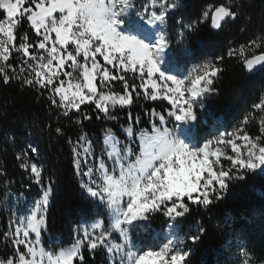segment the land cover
Here are the masks:
<instances>
[{"label": "snow or ice", "instance_id": "obj_1", "mask_svg": "<svg viewBox=\"0 0 264 264\" xmlns=\"http://www.w3.org/2000/svg\"><path fill=\"white\" fill-rule=\"evenodd\" d=\"M178 3L144 0L136 7L133 0H0V10L5 13L0 16V81L5 85L18 81L37 91L58 118L81 126L93 117L117 121L114 111L128 106V126L121 127L128 137H134L133 125L141 123V115H134L131 106L158 98L170 105L166 114L155 109L145 112L150 130L139 128L138 152L117 139L112 128L104 132L106 156L103 150L99 155L93 151V141L86 133L75 140L68 138L82 190L107 209L109 219L78 225L73 241L59 250L47 249L42 239L54 191L52 182L45 181L44 167L37 163L39 149L32 144L20 149L15 159L41 187L42 196L27 215L16 217L10 233L0 234L11 253L0 256V264H87L85 250L89 254L104 251L112 264H188L189 250L175 222L189 214L191 206L207 208L220 201L231 184L264 168V96L252 104L243 120L247 126L258 118L260 135L251 136L238 127L190 150L176 138V128L169 126L173 120L196 119L193 100L214 92V78L221 72L212 62L194 68L195 75L185 78L160 71L157 58L170 47L167 20ZM129 12L160 28L153 45L117 31L123 23L119 18ZM239 15V5H212L198 21L182 25L181 39L176 42L183 39L184 29L192 30L197 23L210 20L213 29H221ZM25 22L35 39L27 32L20 34ZM245 49H251L250 58L244 55ZM257 49L261 50L258 55ZM15 57L21 58L19 66L11 62ZM237 58L249 71L264 66V44L253 39L241 45ZM117 82L122 91L115 90ZM82 106L92 107V111ZM54 131L64 135L59 126ZM228 147L231 155L224 150ZM222 157L229 167L224 166ZM2 195L10 201L9 194ZM153 213L167 218L171 238L158 248L134 251L130 229L136 222L150 220ZM204 231L203 226L198 227V233ZM117 238L119 242H114ZM199 239V234L192 236L193 243Z\"/></svg>", "mask_w": 264, "mask_h": 264}, {"label": "trees", "instance_id": "obj_2", "mask_svg": "<svg viewBox=\"0 0 264 264\" xmlns=\"http://www.w3.org/2000/svg\"><path fill=\"white\" fill-rule=\"evenodd\" d=\"M219 3L239 5L238 18L228 21L221 31L214 30L210 20L197 23L190 40L194 50L206 52V59L221 69L214 78L215 91L202 95L207 104L204 112L210 121L224 116L223 125L228 132L239 127L251 136L260 135L258 118L247 126L243 120L252 110V104L264 96V70L252 75L237 57L241 45H247L253 39L264 44L261 40L264 37V0H179L175 14H181L192 23L199 20L206 8ZM3 15L5 13L0 10V16ZM24 32L35 39L26 22L20 34ZM230 50H236L232 56L228 55ZM260 51L257 49L256 54ZM244 55L250 58L251 49H245ZM11 62L19 66L21 58L15 57ZM115 90L122 91L119 82L115 84ZM82 108L92 111L89 106ZM169 108L165 101L151 100H142L139 105L131 106L134 115H141V123L133 125L134 131L139 133L141 127L150 130L146 111L155 109L166 114ZM128 110V106L118 107L113 113L118 116L117 121L93 117L90 121H83L82 126L74 125L67 118H58L56 111L49 109L46 97L38 95L37 91L22 86L18 81L8 85L0 81V207L5 203L2 194L11 190L29 197L39 195L30 174L22 170L15 159L20 149L29 144L36 146L40 152L37 163L43 165L44 179L46 182L50 179L54 189L43 240L47 245V238L51 236L61 247L69 245L75 237L76 227L82 222L98 219L100 214L93 213L95 201L87 197L80 186L81 177L75 172L67 140L69 137L75 140L86 133L93 141V151L99 155L104 151L103 138L107 128H112L119 139H126L121 125L128 126ZM194 114L198 118V112ZM57 126L63 129V136L55 133ZM237 143L243 145L241 140ZM224 166L229 167L228 162H224ZM13 217V213L0 209V234L1 228L7 229V222ZM166 219L160 213L151 216L145 233L162 229ZM197 223H201L205 231L199 234L200 239L195 243L187 241L190 247L188 264H238L233 252L241 243L247 249L251 264H264V171L247 174L244 180L231 184L224 198L207 208L191 206L190 213L175 225L182 235H187L197 227ZM224 244L228 247L224 248ZM5 254L11 253L2 245L0 256ZM85 256L87 264H107L104 251L89 254L85 250Z\"/></svg>", "mask_w": 264, "mask_h": 264}, {"label": "rangeland", "instance_id": "obj_3", "mask_svg": "<svg viewBox=\"0 0 264 264\" xmlns=\"http://www.w3.org/2000/svg\"><path fill=\"white\" fill-rule=\"evenodd\" d=\"M133 2L135 3L136 7H140L144 0H133ZM178 8L179 5L177 9ZM175 11L170 14L166 24V32L168 37L170 38V47L166 49L160 57L157 58V63L161 72H164L167 75L175 76L177 78H185L189 75L194 76L195 73H193L192 70L194 68H200L203 65L209 63V60H207L205 57L206 52L201 53L200 51H196L192 48L190 40L193 29H184L185 35L183 39L179 44L176 42L177 40L181 39L179 36V32L182 30V25L188 24L189 22H187L181 14H175ZM119 19L123 21L122 24L117 26V31L120 32L121 35L134 36L142 42L149 44L150 46L156 42L158 35L161 34L160 28L155 25H148L145 21L141 20L139 16L135 14V12H129L128 14L121 16ZM171 64H173L174 66L183 65L184 74L177 75L175 72L170 71L169 66ZM202 95L193 100V111L198 112V118L196 115L195 120H187L184 122H175L173 120L169 125L170 127L174 126L176 128V138L186 144L190 150H197L202 147L207 140L214 139V137H216L222 132H228L226 126H224L222 123V119L219 121L214 119L210 121L208 119V114L204 112L205 102L204 100H202ZM156 101H165L168 103L167 100H164L162 98H158ZM123 134L126 138L125 140L119 139L115 134L114 135L117 137V139L124 142L127 146L134 147V150L138 152L139 133H136L134 131V137H128L124 131ZM224 150L227 154L231 155L229 151L230 149L225 148ZM104 152L106 156L107 146L105 145ZM221 159L223 163L227 162L224 157H222ZM257 171H264V168ZM36 186L39 195H35L34 197H29L27 194H23L21 197V194L19 192L14 190L9 191L7 194H9L10 196V201L5 200V203L1 205L0 209L4 212H7L8 214L10 212H18V214H20L21 216L27 215L32 209L34 203L39 200L42 196L41 187L37 184ZM95 202L102 207V212L100 213L99 219L107 221L109 219L107 215V209L98 201L95 200ZM155 214L157 213H153L151 214V216H154ZM14 220L15 218L13 220L10 219V221L7 222V229L1 228L2 234L6 232H11L13 226L12 222ZM147 224L148 220L139 221L136 222L135 227H132L130 229V242L133 245L134 251L138 249L158 248L163 243H165L167 239L171 238L168 235V223H166V226L164 224L165 227H163L160 231L156 230L152 231V233H144L140 235L139 231H145V226ZM197 230L198 227L192 228L187 235L182 236L185 242L184 247H186L188 250L190 247L187 241L193 242L192 236L193 234H198ZM0 242L4 247L5 243L3 241V237ZM47 242V245H45L43 240V245L49 250H59V248L61 247L60 243L58 241L55 242V240L52 239L51 236H48ZM114 242H119L118 238ZM233 256L239 261L238 264H242L244 259H248L249 264H251V259L250 256H248L247 254V249L242 250V248L239 246L237 249L234 250ZM106 257L108 259V264H112L111 257L108 255H106Z\"/></svg>", "mask_w": 264, "mask_h": 264}, {"label": "water", "instance_id": "obj_4", "mask_svg": "<svg viewBox=\"0 0 264 264\" xmlns=\"http://www.w3.org/2000/svg\"><path fill=\"white\" fill-rule=\"evenodd\" d=\"M228 23V22H227ZM227 23H225L224 24V26L227 24ZM224 26L221 28V29H214V30H216V31H221L223 28H224ZM264 70V66H257L256 68H254L252 71H249L252 75H255V74H258V73H260L261 71H263Z\"/></svg>", "mask_w": 264, "mask_h": 264}, {"label": "built area", "instance_id": "obj_5", "mask_svg": "<svg viewBox=\"0 0 264 264\" xmlns=\"http://www.w3.org/2000/svg\"><path fill=\"white\" fill-rule=\"evenodd\" d=\"M97 209H98V208H97V207H95V211H97ZM168 223H169V222H168ZM224 246H226V244H224Z\"/></svg>", "mask_w": 264, "mask_h": 264}, {"label": "crops", "instance_id": "obj_6", "mask_svg": "<svg viewBox=\"0 0 264 264\" xmlns=\"http://www.w3.org/2000/svg\"><path fill=\"white\" fill-rule=\"evenodd\" d=\"M91 222H93V221H91ZM91 222H86V223H91ZM85 223V222H84ZM82 224V223H81Z\"/></svg>", "mask_w": 264, "mask_h": 264}]
</instances>
